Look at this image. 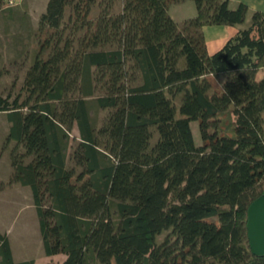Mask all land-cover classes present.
Returning a JSON list of instances; mask_svg holds the SVG:
<instances>
[{"label":"trees","instance_id":"1","mask_svg":"<svg viewBox=\"0 0 264 264\" xmlns=\"http://www.w3.org/2000/svg\"><path fill=\"white\" fill-rule=\"evenodd\" d=\"M182 1L48 0L25 95L0 97L10 181L61 264H264L246 227L264 194V11L208 53L203 26L244 24L248 7L192 0L178 22ZM0 264L34 260L0 234Z\"/></svg>","mask_w":264,"mask_h":264},{"label":"rangeland","instance_id":"2","mask_svg":"<svg viewBox=\"0 0 264 264\" xmlns=\"http://www.w3.org/2000/svg\"><path fill=\"white\" fill-rule=\"evenodd\" d=\"M48 0H21L12 11L0 12V97L13 100L17 95L21 100L25 92L22 89L25 72L38 45L37 28L40 15L45 11ZM171 15L178 22L195 14L192 0L171 5ZM250 20V14L245 21ZM1 27V25H0ZM103 116V113L100 117ZM197 145L201 143L198 122L190 123ZM9 123L5 113L0 112V186L4 198H0V234H5L15 261L34 260L35 264H61L63 254L46 256L39 231L38 217L29 187L10 181L11 151L13 141H7ZM78 136L77 128L71 131ZM29 158L26 159L28 161ZM30 193V194H29ZM43 206L50 205L46 187L42 188ZM165 234L158 238L163 239Z\"/></svg>","mask_w":264,"mask_h":264},{"label":"crops","instance_id":"3","mask_svg":"<svg viewBox=\"0 0 264 264\" xmlns=\"http://www.w3.org/2000/svg\"><path fill=\"white\" fill-rule=\"evenodd\" d=\"M240 2L245 3L248 7L246 16L249 14L251 16V13L255 10L264 11V0H228L230 8H235L237 4ZM248 22L245 21L244 24L236 25V26H232V25H205L203 26L204 38H205L208 53H213L214 51L220 49L229 37L234 35L240 27L245 26ZM0 25H1L0 28H2V24ZM262 77H264V67L259 68L256 73L257 79H260ZM4 196L5 195L3 191H1L0 189V198L1 197L4 198Z\"/></svg>","mask_w":264,"mask_h":264},{"label":"water","instance_id":"4","mask_svg":"<svg viewBox=\"0 0 264 264\" xmlns=\"http://www.w3.org/2000/svg\"><path fill=\"white\" fill-rule=\"evenodd\" d=\"M246 227L251 252L258 257L264 256V194L249 205Z\"/></svg>","mask_w":264,"mask_h":264},{"label":"built area","instance_id":"5","mask_svg":"<svg viewBox=\"0 0 264 264\" xmlns=\"http://www.w3.org/2000/svg\"><path fill=\"white\" fill-rule=\"evenodd\" d=\"M21 0H5V7L9 8V7H13L16 6L20 3Z\"/></svg>","mask_w":264,"mask_h":264}]
</instances>
